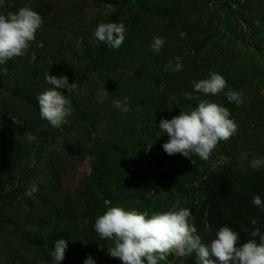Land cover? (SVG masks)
I'll return each instance as SVG.
<instances>
[{"label":"rangeland","instance_id":"rangeland-1","mask_svg":"<svg viewBox=\"0 0 264 264\" xmlns=\"http://www.w3.org/2000/svg\"><path fill=\"white\" fill-rule=\"evenodd\" d=\"M239 2L241 0H136L118 22L126 28L122 46L111 48L99 69L87 73L70 95L67 89H59L68 95L73 113L68 123L56 129L30 106L17 101L11 91L16 89L18 95L32 94L37 98L52 87L45 80L46 73L57 78L66 76L70 84L81 75L85 77L99 46L94 32L99 24L110 23L116 9L97 0H4L0 13L28 6L44 23L27 54L11 59L12 72L6 75L8 85L0 88V126L8 127L6 136L11 152L1 163L14 176L13 184L0 190V264L34 263L38 258L39 239L32 236L33 231L40 229L37 233L45 235L58 223L55 216H48L45 222L42 205L26 195L32 186L38 189L32 195H37L41 193L38 186L44 187L50 180L58 185L59 194H72L92 183L96 157L90 152L97 138L104 141L110 137L111 126L100 116L93 132L86 122L90 115L85 114L84 118V111L89 106L93 108L91 113L101 112L107 116L118 109L116 101L125 102L116 93L117 87L127 79L136 82L144 73L152 75L147 54L153 51L154 37L164 38L165 43L175 42L185 52L193 43L205 40L200 59L214 56L218 69L223 70L220 75L227 81L224 92L212 96V100L226 107L231 113L230 119L243 129L236 157L215 148L208 167L215 170L231 164L243 173L256 171L250 161L264 159V0L255 1L254 10L246 14V19L238 18L233 12V9L242 11ZM181 33L186 36L182 38ZM174 61L179 67L178 58ZM159 67L156 71L160 73ZM229 89L244 93L241 106L227 100L225 93ZM103 92L108 93L107 98L102 95L98 98L97 93ZM26 133L36 139L29 141ZM231 139L220 143L228 146ZM39 148L40 154L35 159ZM127 199L113 206L147 212L149 218L155 214L132 197ZM27 217L33 220L29 222ZM64 224L62 221L59 225L64 227ZM120 263L117 259V264Z\"/></svg>","mask_w":264,"mask_h":264},{"label":"trees","instance_id":"trees-1","mask_svg":"<svg viewBox=\"0 0 264 264\" xmlns=\"http://www.w3.org/2000/svg\"><path fill=\"white\" fill-rule=\"evenodd\" d=\"M97 1L116 9L110 23H118L122 13L133 6L136 0ZM255 1L241 0L239 3L242 11L236 12L233 9V12L238 18L246 19V14L253 12ZM225 5L233 8L230 3ZM155 13L161 18L159 13ZM204 46L203 39L199 43H193L185 52L174 42L165 43L159 53L149 52L147 57L152 75L144 73L136 82L127 79L116 88L120 99L125 101L127 98L130 106L128 112L118 108L106 116L101 112L91 113L93 108L87 107L83 117L86 118L85 114L90 115L86 122L92 131L96 129V122L101 116L103 122L107 119L111 126L108 129L110 137L104 141L97 138L93 144L90 153L96 157V164L93 181L87 187L72 194H59L58 185L49 180L46 186H38L41 193L29 196L31 201L42 205L46 214L45 222L48 216H55L58 221L45 235L37 233L40 229L33 231L32 236L39 239L36 252L38 258L29 264H55L52 251L55 250V241L60 239L68 242L65 258L60 264H85L89 256L95 264H117V259L108 255V249L113 246L112 241L101 240L94 225L98 216L115 203L128 201L127 197L152 209L155 214L189 209L194 218L190 223L197 228V234L202 237L204 244L210 245L215 233L224 226L237 232L241 243L252 239L251 232L255 229H259L260 234L264 235V209L252 203L253 197L257 195L264 201V167L251 173H243L231 164L210 170L209 159L202 160L193 155V164L189 158L179 154L169 156L163 149V144L168 142L169 137L161 132V120H171L180 115L181 111H190L198 106V100H188L183 93L215 102L211 95L197 93L192 83L194 80L208 79L210 72L223 74V70L218 69L214 56L200 59ZM110 49L107 44L99 43L84 76L99 69ZM176 58L179 60L178 69L165 71V65L169 62L173 65ZM157 66H160V73L156 71ZM5 68L10 75L13 68L11 60L0 65L1 89L8 85L7 74L3 71ZM82 76L74 83L80 86L86 78ZM173 94L179 103L170 99ZM11 95L22 104L30 106L40 117L37 98L32 94L18 95L14 89ZM242 130L239 126L228 146L219 143L216 148H222L226 154L236 157ZM7 133L8 127L0 126V190L14 182L12 172L1 163L11 153ZM40 151L39 148L35 159ZM154 196L157 197L156 200L153 199ZM177 204V208H174ZM27 219L29 222L33 220L31 217ZM253 219L257 221L255 225L251 223ZM205 220L209 226L207 230ZM62 221H65L64 227L59 225ZM255 239L257 243L260 242L259 237ZM160 264H198V261L194 253L190 257L170 254Z\"/></svg>","mask_w":264,"mask_h":264},{"label":"clouds","instance_id":"clouds-1","mask_svg":"<svg viewBox=\"0 0 264 264\" xmlns=\"http://www.w3.org/2000/svg\"><path fill=\"white\" fill-rule=\"evenodd\" d=\"M3 4L4 0H0V6ZM43 23L42 17L28 6L15 12L0 13V65L26 55ZM125 32L123 23H101L97 26L94 36L97 42L119 49L125 40ZM180 35L182 38L186 36L185 33ZM164 44V38L154 37L151 48L154 53H159ZM177 67L169 62L164 70L176 71ZM3 71L7 74L6 68ZM45 80L52 87L37 97L40 117L53 128L59 129L68 123L73 109L68 95L58 89H67L70 95L77 88V84H70L66 76L57 78L48 73L45 74ZM192 83L194 90L204 96H217L227 87L226 79L216 72H210L208 79L194 80ZM101 95L107 98L108 93H97L98 98ZM182 95L188 100H198V106L190 111H181L180 115L171 120H161L159 127L161 132L169 137L168 142L163 144L164 151L169 156L179 154L189 158L194 164L191 159L193 155L208 160L221 141L227 142L237 134L238 125L230 119L231 113L226 107L207 99L201 100L199 96H193L191 93ZM225 95L229 102L237 106L243 104L242 91L229 89ZM170 99L179 103L175 94ZM115 106L123 112L130 110L127 98L125 102L116 101ZM25 135L29 141L36 139L31 134ZM250 166L259 170L264 167V159L255 158L250 161ZM37 190L32 186L26 195L31 196ZM252 203L264 209V201L260 196L253 197ZM193 219L191 211L186 208L153 214L149 218L147 212L140 213L112 206L98 216L94 228L101 240L112 241L113 246L108 249V255L119 259L122 264H145V261L147 264H160L161 261H166L170 254L190 257L193 253L198 264H264V235L260 234L259 229L251 232L252 239L241 243L239 234L224 226L215 233V238L208 245L202 242L197 228L190 223ZM251 223L255 225L257 221L253 219ZM208 227L205 220L206 230ZM255 237L260 238L259 243ZM67 247L66 240L55 241V250L52 251L55 264L64 260ZM85 264L95 262L89 256Z\"/></svg>","mask_w":264,"mask_h":264}]
</instances>
